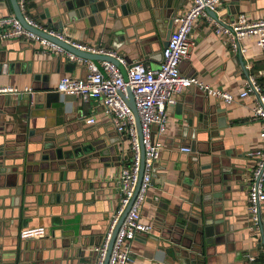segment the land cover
I'll list each match as a JSON object with an SVG mask.
<instances>
[{"label": "crops", "instance_id": "0c3cea01", "mask_svg": "<svg viewBox=\"0 0 264 264\" xmlns=\"http://www.w3.org/2000/svg\"><path fill=\"white\" fill-rule=\"evenodd\" d=\"M188 7L186 0L182 6L172 3L168 17L167 8L155 9L159 17L138 29L139 39L129 38L118 19H111L103 33L100 26L91 29L89 13L68 19L61 33L68 40L117 52L128 65L143 62L158 68L166 35L174 29L171 18ZM45 10L57 17L53 0H27L25 12L38 22L46 21ZM239 13L249 19L264 17V0H224L216 10L224 22ZM7 15H14L10 1L0 0V17ZM189 39V55L179 64L182 75L238 94L252 74L264 90V49L254 36L245 37V51L235 54L201 16ZM101 61L93 62L102 70ZM87 73L85 64L36 42L0 38V86L33 90L0 94V264H81L94 258L93 248L105 237L119 203L116 175L131 154L128 139L115 131L99 100L84 101L56 90L62 76L84 78ZM254 103L246 97L227 104L195 86L175 95L140 208L141 220L152 229L131 241V264L172 262L164 248L179 235L167 230L189 209H204L207 218L221 220L216 225L225 234L223 241L204 244L205 251L198 246L196 264H263L261 232L251 228L246 203L248 177L256 163L252 152L262 145L259 121L252 118ZM88 116L95 121L87 123ZM114 143L124 149L116 153ZM192 145L193 152L181 149ZM58 149L65 158L58 159ZM226 179L227 185L222 184ZM196 190L209 195L198 202ZM212 206L213 214L208 213ZM260 214L264 231V202ZM40 226L44 236L20 237L22 229ZM181 244L192 246L187 238ZM187 264H194L190 257Z\"/></svg>", "mask_w": 264, "mask_h": 264}, {"label": "built area", "instance_id": "2783aa9c", "mask_svg": "<svg viewBox=\"0 0 264 264\" xmlns=\"http://www.w3.org/2000/svg\"><path fill=\"white\" fill-rule=\"evenodd\" d=\"M186 1L189 7L183 13L174 14L171 18L174 29L168 36L167 44L162 48V60L159 67L151 68L143 62L128 65L123 55L100 45L68 40L61 32L26 14L27 0H17L23 19L28 26L62 40L78 50L115 58L125 67L127 80L123 78L119 67L113 62L102 60L101 70L94 62L77 56L24 27L15 15L0 17L1 39L18 38L33 41L50 52L85 64L88 73L84 78L64 75L59 79L56 90L61 94L81 98L84 101L91 98L99 100L115 131L125 135L128 139L131 157L116 175L119 192L118 207L111 216L103 241L93 248L94 258L81 264H104L113 230L134 197L115 234L107 259V264L132 263L131 241L137 234L147 233L152 229L151 224L141 220L140 208L151 185L153 166L160 155L162 142L158 136L165 130L168 108L175 103V95L190 86H195L205 95L220 99L227 104L246 97L254 98L252 118L259 121V136L262 145L252 152L256 163L248 177L246 203L251 228L258 230L261 227L260 211L264 202V90L261 84L254 75H248L244 89L234 94L221 88L211 87L197 77L182 75L179 64L189 55V48L192 45L189 34L198 17L207 18L211 22L214 33L223 38L225 46L235 54L245 51L243 39L247 36H254L256 45L264 49V17L249 19L245 14L239 13L232 21L224 22L208 14V11H216L217 6L224 0ZM128 88L139 118L140 132L134 113L127 101ZM27 93L33 94V90L30 87L0 86V94L19 96ZM94 121L93 116L86 118L87 123ZM181 149L190 152L189 147ZM44 234L45 228L42 226L20 231L21 238H38ZM248 258L254 260L253 256H248ZM262 259L264 264V250Z\"/></svg>", "mask_w": 264, "mask_h": 264}, {"label": "water", "instance_id": "95a60500", "mask_svg": "<svg viewBox=\"0 0 264 264\" xmlns=\"http://www.w3.org/2000/svg\"><path fill=\"white\" fill-rule=\"evenodd\" d=\"M9 1L14 15L20 20V22L24 27L32 30L36 34H39L55 42L56 44L64 47L66 50L74 53L75 55L83 57L92 62L101 59L115 63L119 67L123 75V78L127 80V74L125 68L121 64H119L115 58L111 56L98 55V54L80 51L74 48L73 46H71L70 44L65 43L62 40L50 36L42 32L41 30L28 26L23 19V14L19 9L17 0H9ZM172 3H175L178 6H182V0H58V1L53 0L55 14L57 15V17L52 18L50 16L49 10H45L46 21L43 22V24L61 32L63 30L64 24L68 21V19L73 17L80 18L89 13V15H91L89 16V18L93 19V20L89 19L91 20L89 24L91 29L94 26H100L102 28V33H103V29L110 23L111 19L112 20L118 19L120 23H116V24H120V28L123 29V32L126 33V35L129 38L139 39L138 29H140L141 27H145L146 21H148L152 17H159V14L155 11V9H158L159 11L160 7L167 8L165 17H168L170 16L171 13L170 9ZM180 13L181 11L175 14H180ZM208 14L211 15L212 17H217L216 11H208ZM169 34L166 35L162 48L167 44V39ZM160 57L162 58V52H160ZM127 94H128V98H127L128 104L134 113L137 128L138 131L140 132L139 118L129 88L127 89ZM46 139L47 138H45V140ZM114 149L115 152L118 153L119 150L124 149V144H122V146H119L117 143H114ZM81 151H83V149ZM190 151L192 152L195 151V147L193 145L191 146ZM57 153L59 155L60 153L59 149L57 150ZM62 157L65 158V154H61L60 156H58V159H61ZM194 159H197V157ZM140 177H141V172H140ZM228 181L229 179H226L222 184L227 185ZM66 189L69 190V186H67ZM229 189L230 187L228 186L227 190ZM195 193L198 195L195 196L198 202L204 201L205 195H209V194L200 195L199 190L194 191V195ZM212 197L215 198L217 196L215 194H211V198ZM133 199L134 197L131 199L130 204L133 201ZM130 204L124 210L122 216L120 217L118 223L116 224L113 230L108 245L107 256L105 258L104 264H107V259L110 254V250L115 238V234ZM221 205H222V198H221ZM214 211L215 208L214 206H212V210L208 213L213 214ZM178 216L180 218L173 223V227L171 224V226H169L167 230L170 233H173L172 230L174 232H178L179 237L171 239L173 243L169 245L167 248H164L166 253L169 255V257L172 260V262H166V264H174V262H178L179 264H187L188 257H190L193 260L194 264H196V260H198L197 248L199 245L205 251V248L203 247L204 244L209 245L212 243L223 241V239H225V234L223 233L222 230L219 229V226L216 225L221 223V220H213L212 218H207L208 217L207 212L204 209H201L200 211L191 210V209L185 210L184 214H180ZM259 229L261 232L259 245H262L264 248V231H263L262 222H261V227ZM186 232H190V234L184 235L185 237H183V233ZM186 238L188 241H190V245L192 244V246L187 247V245L183 246L181 244L182 240ZM203 249L201 252L202 254L204 252ZM193 255L195 259L191 257Z\"/></svg>", "mask_w": 264, "mask_h": 264}]
</instances>
